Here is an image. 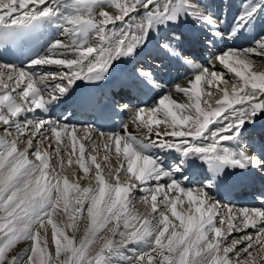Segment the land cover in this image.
<instances>
[{
  "label": "snow or ice",
  "instance_id": "6c2138e0",
  "mask_svg": "<svg viewBox=\"0 0 264 264\" xmlns=\"http://www.w3.org/2000/svg\"><path fill=\"white\" fill-rule=\"evenodd\" d=\"M235 8L225 25L204 0H0V48L45 38L26 65L0 63V264H264V192L260 207L234 208L219 198L264 173V135L259 150L253 136L264 115V70H252L250 58H264L257 31L264 0H236ZM185 21L207 28L201 43L209 49L245 33L253 46L218 49L201 65L183 52L186 37L176 30ZM153 44L192 70L190 86H176L187 103L165 93L138 107L131 120L142 135L124 123L122 131L103 132L67 115L53 118L58 107L92 103L77 94L79 82L104 80ZM166 68L163 61L137 68L130 87L158 88L156 73ZM202 80L219 97L214 103L202 100ZM85 141L93 152L103 148L108 162L102 167L89 154L94 177L84 164ZM62 152L83 169L76 182L61 174ZM53 158L61 171L50 167Z\"/></svg>",
  "mask_w": 264,
  "mask_h": 264
},
{
  "label": "bare ground",
  "instance_id": "6f19581e",
  "mask_svg": "<svg viewBox=\"0 0 264 264\" xmlns=\"http://www.w3.org/2000/svg\"><path fill=\"white\" fill-rule=\"evenodd\" d=\"M204 2L211 6V11L213 13L219 14V17L221 19H224L225 25L230 24L233 16L236 14L235 5H234V8L232 7L231 9H229V7H228L229 4L233 5L232 0H230V2H229V0H204ZM235 3H236V0H235ZM112 11L114 12V10H112ZM176 31H177V34L183 33L186 37L185 41L190 42L191 46L196 44L199 50H206L207 51V48H205L206 45H204L203 43L201 44V41L199 44V42H197V40H195V38H198V40L199 39L204 40L205 38H207V28H202L201 26H198L191 21H185L183 24H181L179 26V28ZM257 31L261 35H264V24L260 25L258 27ZM50 33H52L53 35L58 34L55 32V27H53V25L50 28ZM252 46H253V41H252L251 34L245 33L243 36H241L237 40H228L226 42H218V48H212V49H210V51H207V52H208L209 57H211L213 53L218 52V49H225L227 47L248 48V47H252ZM154 49H155V44L150 46V48L147 49L145 52L149 51L150 53L154 54ZM140 56H142V54ZM140 56L137 58H140ZM250 58L254 61L253 65H252V70H264V67H258L257 65H255L257 62H259V63L263 64L262 66H264V58L257 57L255 55H252ZM135 59L120 62L118 64L117 70L113 71L110 76H113L115 79L124 80L126 78V76H125L126 74H132L137 69L136 66H138V67L143 66V62L138 61L136 63L135 67H131V64H135ZM147 59L148 58H145V60H147ZM153 64H154L153 62L150 64L145 63V66H148V65L153 66ZM172 64L174 65V69L170 70L169 74H168L167 70H165V72L162 71L160 73H156V75L158 76V83L160 86L158 88L152 89L155 92L157 98L150 102L149 107H152L156 103V101L159 99V97L165 93L171 94L172 98L175 101H177L178 103H187L188 102L187 97L184 96L183 93L176 91V86L189 87L190 86L188 83L189 78H194V74H193V72L191 74L184 73L182 66L175 61H172ZM123 65L124 66L129 65L128 66L129 73L125 72L124 70L120 71V69L122 68ZM165 65H167L166 62H165ZM218 68H222V66H220L217 63L215 69H218ZM167 79H169V82H167ZM220 87H222V86L220 85ZM205 89L207 91H209L208 90L209 86L206 84L205 81L202 80V82H201V98H202V100H208L210 103H214L215 100L218 99L219 97L205 94V92H204ZM173 110L175 111V109H173ZM141 115H143L145 119H148V116H149L148 113L145 112V113H142ZM55 117H56V115L53 118H55ZM157 118H159V117H157ZM128 122H130V125H128ZM124 124L128 125V131L134 135H142L146 131L142 127L138 128L137 125L135 123H133L131 119H128L126 121V123H124ZM262 126H264V123L257 121L255 130H260ZM3 127L4 126L2 124H0V129H1L0 136L4 135V132L2 130ZM153 127L155 128L156 126L154 125ZM159 127L161 130H163L165 126L163 124H160ZM119 130L122 131L121 128ZM92 136H93V139L96 141L97 144L101 143V140L96 133H93ZM78 147H79V145H77V150H78ZM92 147H93V145L91 143H88L87 141H85L86 151H85V156H84V164L86 167H89V172L87 174L89 177H94V175H95V166L91 163V160L89 159V154H91L92 156H96L97 162L100 163L102 167H105L106 164L108 163V162L103 160V148H101L100 152L97 153V152L92 151ZM70 150L71 149H69V151ZM161 155H164V154L161 153ZM62 156L64 159V167H63V171L61 174L66 175L70 182H76L78 177L85 175L83 172V169H81L80 165L75 162V157H73V162L69 165L67 163L68 155L66 153L62 152ZM49 164H50L51 168H55L57 171H61L60 165L55 160V158L50 160ZM112 165L114 167L119 166L116 164L115 160H112ZM73 173H75L76 176H73L72 175ZM121 179L123 180V177H121ZM79 183H80L81 187H84V186L88 185V180H79ZM92 183H93V186H95L94 180L92 181ZM194 186L195 185H190V187H194ZM136 195H137V197H139L140 195H142V193L137 191ZM194 195H195V193H194ZM137 206L139 207V205H137ZM234 208H236V207H234ZM183 209L185 211H187V209H188V203H187L186 197H185V204L183 205ZM178 210H180V208H178ZM168 215H169L170 219H174L173 217H171L170 213H168ZM58 218H63L62 214ZM86 223L87 222L85 221L84 224H82L80 226V231L78 233H76L77 239H79L80 237H82L84 235V227L86 226ZM176 223H179V222L176 221ZM248 231L254 232L255 230L250 228V229H248ZM71 234L72 233L69 232V235H71ZM233 235H238V234L233 233ZM130 247H133V246H130Z\"/></svg>",
  "mask_w": 264,
  "mask_h": 264
},
{
  "label": "rangeland",
  "instance_id": "374dc122",
  "mask_svg": "<svg viewBox=\"0 0 264 264\" xmlns=\"http://www.w3.org/2000/svg\"><path fill=\"white\" fill-rule=\"evenodd\" d=\"M255 65H257L258 67H264V66H262L263 64L262 63H259V62H257ZM217 72H222V71H224V69H222V68H218V69H215ZM231 75L232 74H229L228 75V77L227 78H230L231 77ZM221 86L222 87H228L229 89H231V84H228V85H223V84H221ZM209 90V89H208ZM205 94H207L208 93V91L205 89ZM261 121H264V115H262L260 118H259ZM0 131H1V129H0ZM90 149V148H89ZM106 174V173H105Z\"/></svg>",
  "mask_w": 264,
  "mask_h": 264
}]
</instances>
